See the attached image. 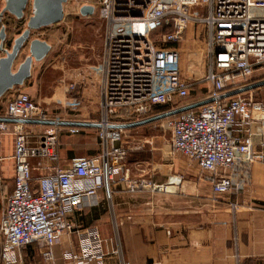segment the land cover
<instances>
[{
    "label": "built area",
    "instance_id": "2783aa9c",
    "mask_svg": "<svg viewBox=\"0 0 264 264\" xmlns=\"http://www.w3.org/2000/svg\"><path fill=\"white\" fill-rule=\"evenodd\" d=\"M2 4L0 0V9ZM78 4V8L94 5L105 22L99 69L101 118L96 122L100 152L74 156L68 167H62V125L4 120L62 119L52 118L24 91L11 97L0 115V141L6 135L14 139V189L0 219V264H23L22 251L29 245H35L46 262L56 264H129L120 249L106 250L97 226L80 225L78 212L101 205L104 197L110 200L116 178L133 190L150 185L164 192L175 182L155 185L129 177L130 147L125 129L116 127L120 124L212 99L171 116V154L195 162L210 179L212 191L220 195L231 191L236 170L264 162V131L257 140L261 150L254 149L252 133L255 124L264 123L263 103L248 91L226 95L248 86L256 68L264 64V0H78ZM190 23L209 30L206 79L212 88L203 98L181 101L194 84L182 74L181 52L160 45L151 35L171 25L174 34L168 39L177 41ZM74 87L70 84L69 90ZM238 128L246 134L235 135ZM69 131L78 133L75 127ZM34 159L38 165L32 164ZM35 167L43 173L38 178L33 175ZM72 235L77 243L63 248L59 262L55 246ZM114 255L118 261L111 263Z\"/></svg>",
    "mask_w": 264,
    "mask_h": 264
},
{
    "label": "crops",
    "instance_id": "0c3cea01",
    "mask_svg": "<svg viewBox=\"0 0 264 264\" xmlns=\"http://www.w3.org/2000/svg\"><path fill=\"white\" fill-rule=\"evenodd\" d=\"M71 2L72 0L65 5L64 20L34 31V36L48 42L51 50L43 60L34 63L32 76L23 87L14 88L0 99V115H3L7 103L17 91H24L34 99L36 93L45 86L52 91L42 94L40 98L49 103L51 108L58 109L64 118L76 120L73 116H80L82 122L89 123L100 120L101 117L97 120L91 115L98 111L101 116V83L93 59H60V49L67 46H54V42L46 34L53 28L58 30L57 34L63 33L65 28L62 25L69 14L67 9ZM78 5L77 2V18L86 23L102 21L97 10L94 15H81ZM3 24L7 26L8 34L4 46L9 48L12 40L25 28V21H18L12 15L5 14ZM1 26L2 23L0 29ZM96 29L92 26L90 32ZM61 36L64 37L65 33ZM85 46L86 44L79 47L83 50L86 49ZM70 84L75 85L76 91L72 89L69 92ZM74 98L82 101V108L78 110L80 113H68L66 105L72 103ZM261 102L264 106V98ZM241 129L235 130L234 134L245 135ZM128 130H125V142L132 144L128 140ZM262 131L264 123L262 126L255 124L252 128L255 150L262 149L257 143ZM71 138L72 135L64 134L59 148L61 164L66 167L70 159L77 155L71 148ZM155 138L144 140L140 147L131 150L126 160L129 177L152 184H166L172 177H178V182L170 185L173 189L163 192L152 190L148 185L133 190L127 183L118 182L116 178L111 200L106 206L101 202L102 209L94 207L78 212L80 225L97 226L105 239L106 250L120 249L124 259L131 264H156L157 261L164 264H264V162H254L248 169L239 168L233 176L231 191L215 194L210 179L200 173L196 163L171 155L170 143L169 148L161 153L159 142ZM99 152L100 146L96 143V147L88 155ZM146 152H150V157H145ZM13 153V136L6 135L0 141V219L6 198L14 189ZM31 162L33 165L39 164L37 159ZM41 174L43 173L35 167L34 178ZM246 175L248 179H245ZM87 212L91 213V220L86 217L85 221L82 216ZM66 242V238H63L55 246L59 262ZM34 254L39 255L35 245H29L22 251V258L25 255L26 260ZM109 261L116 263L118 256L114 255Z\"/></svg>",
    "mask_w": 264,
    "mask_h": 264
},
{
    "label": "rangeland",
    "instance_id": "374dc122",
    "mask_svg": "<svg viewBox=\"0 0 264 264\" xmlns=\"http://www.w3.org/2000/svg\"><path fill=\"white\" fill-rule=\"evenodd\" d=\"M78 2V0H72L70 5L68 6L69 14L63 23L62 26H64L63 33H58L57 29L53 28L50 31H47V35L49 38L54 42V46H62L66 48H61L60 56H57V58L60 57L62 60L68 59V60H81V59H93L92 62L96 64L97 67L96 70L99 73L100 76V83L102 81V73L99 72L100 67L102 66V57L104 52V30H105V22L103 21H96L94 20L92 23H86L85 20L77 18L76 12H75V4ZM76 17V18H75ZM92 25L97 28L96 30H92L90 32V26ZM188 28H185L182 33V39L177 40L176 46H173L174 48H177L181 52V67H182V74L189 79V81L193 84L192 91L189 95V97L185 99H181V101H189L193 99H200L203 98L202 96H205L209 93V91L212 88V84L207 81L206 77L208 74V70L210 67V61L207 54V40L210 37L209 30L207 27H205L203 24L199 23H190L187 25ZM62 28V27H61ZM65 36H61V34H64ZM169 34H174V28L171 25L164 26L156 30L152 35L151 39L160 45H165L169 47L166 43L171 41L172 39L169 38ZM164 39H168L167 42L163 44ZM86 44V49H80L79 46ZM73 48V49H72ZM74 48H79L78 51H76ZM56 58V59H57ZM260 69L258 71H255L251 78L248 80V86L260 83L264 81V64L260 65ZM68 83V82H66ZM43 88V89H42ZM41 88V91L37 92L34 96V100L37 101L41 106L45 107L48 112L51 114L52 118H61V121L66 122H82L80 116H73V119H66L60 114V111L58 109L51 108V105L49 103H46L42 101L40 98L41 95H46L47 93H51L52 90H50V87L43 86ZM72 90H69L71 92ZM73 91H76L74 89ZM248 92L252 93L253 97L255 99H259L261 101L264 98V85L257 87L253 90H249ZM261 99V100H260ZM81 99L74 98L73 102L70 104H67L68 107V113H80L78 110L82 108ZM72 110H70V109ZM92 118L95 117L97 120L100 118L99 112L96 111L94 114H91ZM173 118L171 116L161 118L159 120H156L154 122L144 124L141 126L133 127V128H127L128 130V140L131 141L132 144H129L130 152L131 150H134L135 148L140 147V143L144 140L151 139L153 137H156L155 140H158L159 146H160V152L164 153L166 148H169L170 143V121ZM80 120V121H79ZM67 126V127H66ZM61 127L60 132V145L62 137L65 135H72V138L70 139L71 148L77 153L76 156H84L88 155V152L90 150H94V147H96V143H99V131L94 127H81V126H73V125H66ZM75 127L78 129V133H71L69 131ZM137 128V129H136ZM125 129V130H127ZM125 136L127 137V133L125 131ZM254 138V135H253ZM126 139V138H125ZM61 147V146H60ZM59 147V148H60ZM169 150V149H168ZM129 152V153H130ZM167 154V153H166ZM172 155V154H171ZM181 157L183 159L189 160L183 155H177V157ZM145 157H150V152H146ZM193 162V161H191ZM195 163V162H193ZM62 165V164H61ZM197 165V164H196ZM64 168H66L65 165H63ZM62 166V167H63ZM198 167V166H197ZM200 173L204 175L205 173L199 168ZM173 182H178L177 179H174ZM159 185V184H155ZM158 191V190H157ZM111 200V199H110ZM103 204L106 206L109 202L108 199L104 197ZM95 208H101L102 205L94 206ZM91 207V208H94ZM93 211V210H92ZM91 212V211H89ZM87 212L86 214H83L82 218L85 220H91V213ZM80 216V215H79ZM94 216V215H92ZM78 217V216H77ZM81 218V217H80ZM86 221V220H85ZM66 238L67 242L65 243L64 248H72L76 245V238L75 235H72L71 237H64ZM72 239V242H71ZM38 253V252H37ZM39 254V253H38ZM23 264H56L55 262H46L41 255L34 254L32 256H29L25 260V255H23ZM127 261V260H126ZM129 264H131L129 261H127ZM58 263V261H57ZM148 264H152V262H148ZM156 264H164L162 261H157ZM166 264V263H165Z\"/></svg>",
    "mask_w": 264,
    "mask_h": 264
},
{
    "label": "water",
    "instance_id": "95a60500",
    "mask_svg": "<svg viewBox=\"0 0 264 264\" xmlns=\"http://www.w3.org/2000/svg\"><path fill=\"white\" fill-rule=\"evenodd\" d=\"M70 0H3V8L0 11V99L9 91L16 87H23L26 81L32 76L34 63L43 60L51 50V45L34 36V31L53 26L60 23L65 18V5ZM96 8L94 5L83 4L79 8V13L83 16L94 15ZM5 14L12 15L18 21H25V28L15 37L9 48H6L7 26L3 24ZM264 85V81L245 86L239 90L229 92L227 96L235 95L244 91L253 90ZM212 99H205L182 108L165 112L136 122L120 124L116 127L124 129L133 128L148 124L161 118L176 115L188 109L200 107L208 104ZM10 122H20L28 124H46V125H73V126H92L100 127L99 123L89 122H66V121H37V120H19L4 119Z\"/></svg>",
    "mask_w": 264,
    "mask_h": 264
},
{
    "label": "trees",
    "instance_id": "16d2710c",
    "mask_svg": "<svg viewBox=\"0 0 264 264\" xmlns=\"http://www.w3.org/2000/svg\"><path fill=\"white\" fill-rule=\"evenodd\" d=\"M178 42L177 41H169L167 42L166 44L169 46V47H173V46H176ZM131 118V116H128L127 119Z\"/></svg>",
    "mask_w": 264,
    "mask_h": 264
},
{
    "label": "bare ground",
    "instance_id": "6f19581e",
    "mask_svg": "<svg viewBox=\"0 0 264 264\" xmlns=\"http://www.w3.org/2000/svg\"><path fill=\"white\" fill-rule=\"evenodd\" d=\"M171 179H172V182L174 181V179L179 180L178 177H172ZM167 186H168V187H167V190H172V189H173V187H171L170 185H167Z\"/></svg>",
    "mask_w": 264,
    "mask_h": 264
}]
</instances>
